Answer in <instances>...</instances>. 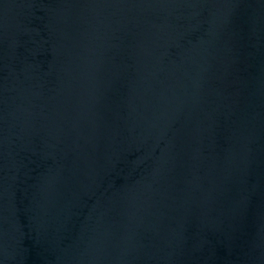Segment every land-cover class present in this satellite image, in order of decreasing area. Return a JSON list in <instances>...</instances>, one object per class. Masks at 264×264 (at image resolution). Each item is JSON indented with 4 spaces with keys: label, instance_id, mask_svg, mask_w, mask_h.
<instances>
[{
    "label": "water",
    "instance_id": "95a60500",
    "mask_svg": "<svg viewBox=\"0 0 264 264\" xmlns=\"http://www.w3.org/2000/svg\"><path fill=\"white\" fill-rule=\"evenodd\" d=\"M0 264H264V0H0Z\"/></svg>",
    "mask_w": 264,
    "mask_h": 264
}]
</instances>
